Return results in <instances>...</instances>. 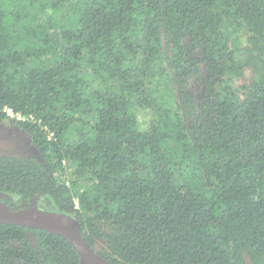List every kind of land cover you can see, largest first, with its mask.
Masks as SVG:
<instances>
[{
	"label": "trees",
	"instance_id": "1",
	"mask_svg": "<svg viewBox=\"0 0 264 264\" xmlns=\"http://www.w3.org/2000/svg\"><path fill=\"white\" fill-rule=\"evenodd\" d=\"M66 1L0 0V123L32 146L0 156V200L112 264H264V0ZM0 264L79 258L0 224Z\"/></svg>",
	"mask_w": 264,
	"mask_h": 264
},
{
	"label": "water",
	"instance_id": "2",
	"mask_svg": "<svg viewBox=\"0 0 264 264\" xmlns=\"http://www.w3.org/2000/svg\"><path fill=\"white\" fill-rule=\"evenodd\" d=\"M0 224L41 230L62 237L76 251L79 264H112L84 241L80 222L69 214L37 208L13 211L0 200Z\"/></svg>",
	"mask_w": 264,
	"mask_h": 264
},
{
	"label": "rangeland",
	"instance_id": "3",
	"mask_svg": "<svg viewBox=\"0 0 264 264\" xmlns=\"http://www.w3.org/2000/svg\"><path fill=\"white\" fill-rule=\"evenodd\" d=\"M81 0H67L63 5L62 14L61 16L65 15L69 10H71L72 6L74 7L76 3L80 2ZM49 8V7H47ZM52 12V11H51ZM45 14V13H44ZM41 14V16L45 17L50 14V12H46V14ZM62 18V17H61ZM42 20V19H41ZM250 77V71H246L245 78L248 80ZM195 87H193L194 89ZM197 88V86H196ZM195 88V89H196ZM197 90V89H196ZM11 115V114H10ZM11 118L16 119H23L17 115H11ZM140 121L142 123L148 121V116L144 114L140 116ZM32 153V146L25 135V133L20 130L18 127L0 123V156H11V157H20V158H28L31 156ZM71 170L66 167L64 172H60L59 177L61 181L66 182V185H69V180L71 179ZM30 207L42 209V210H50L47 209L44 205H34ZM78 208V205H77ZM250 264V263H247Z\"/></svg>",
	"mask_w": 264,
	"mask_h": 264
},
{
	"label": "built area",
	"instance_id": "4",
	"mask_svg": "<svg viewBox=\"0 0 264 264\" xmlns=\"http://www.w3.org/2000/svg\"><path fill=\"white\" fill-rule=\"evenodd\" d=\"M10 114H11V113H9V115H10ZM11 115L13 116V114H11ZM11 115H10V116H11Z\"/></svg>",
	"mask_w": 264,
	"mask_h": 264
}]
</instances>
